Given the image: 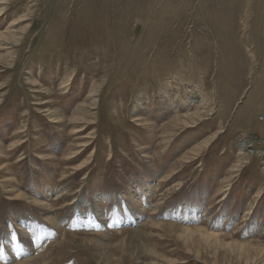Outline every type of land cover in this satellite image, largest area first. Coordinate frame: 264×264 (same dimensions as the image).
I'll list each match as a JSON object with an SVG mask.
<instances>
[{
  "label": "rangeland",
  "instance_id": "1",
  "mask_svg": "<svg viewBox=\"0 0 264 264\" xmlns=\"http://www.w3.org/2000/svg\"><path fill=\"white\" fill-rule=\"evenodd\" d=\"M27 263L264 264V0H0V264Z\"/></svg>",
  "mask_w": 264,
  "mask_h": 264
},
{
  "label": "bare ground",
  "instance_id": "2",
  "mask_svg": "<svg viewBox=\"0 0 264 264\" xmlns=\"http://www.w3.org/2000/svg\"><path fill=\"white\" fill-rule=\"evenodd\" d=\"M250 143V142H249ZM248 148L249 147V145H248V143H247V141L245 140V141H242L241 142V144H240V148L242 149V148ZM243 150V149H242ZM253 153V152H252ZM190 208V207H189ZM169 214H171L172 216H174V214H178V217H180L179 216V214L181 215V210L180 209H178V210H176L175 208H171L170 209V213ZM182 214H185V211L184 210H182ZM189 216V215H188ZM94 220H96V221H98V218H96V217H94L93 218ZM82 223H85V221L84 222H82ZM102 225V224H101ZM153 225V224H152ZM155 229V228H154ZM33 259V258H32ZM28 264V263H27Z\"/></svg>",
  "mask_w": 264,
  "mask_h": 264
}]
</instances>
